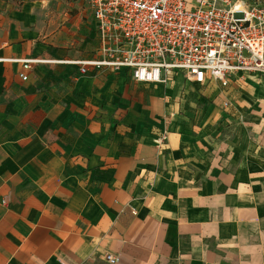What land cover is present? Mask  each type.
<instances>
[{"label": "crops", "instance_id": "0c3cea01", "mask_svg": "<svg viewBox=\"0 0 264 264\" xmlns=\"http://www.w3.org/2000/svg\"><path fill=\"white\" fill-rule=\"evenodd\" d=\"M99 45L80 0H0V264H264V76L81 73Z\"/></svg>", "mask_w": 264, "mask_h": 264}, {"label": "built area", "instance_id": "2783aa9c", "mask_svg": "<svg viewBox=\"0 0 264 264\" xmlns=\"http://www.w3.org/2000/svg\"><path fill=\"white\" fill-rule=\"evenodd\" d=\"M80 1L90 10L100 40L99 58L73 62L83 74L90 67L127 69L137 83L165 84L181 73L190 83L216 80L225 87L232 76H264L259 0ZM105 257L118 262L112 254Z\"/></svg>", "mask_w": 264, "mask_h": 264}, {"label": "rangeland", "instance_id": "374dc122", "mask_svg": "<svg viewBox=\"0 0 264 264\" xmlns=\"http://www.w3.org/2000/svg\"><path fill=\"white\" fill-rule=\"evenodd\" d=\"M259 2L264 5V0H259ZM191 94H194V97H195L194 99L197 103V106H200V103H202V99H203L204 95L200 94L197 91H195L194 93H191Z\"/></svg>", "mask_w": 264, "mask_h": 264}]
</instances>
